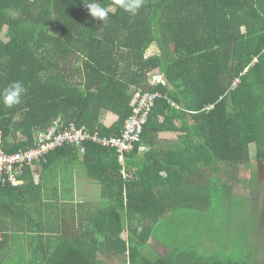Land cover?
<instances>
[{
    "label": "trees",
    "instance_id": "obj_1",
    "mask_svg": "<svg viewBox=\"0 0 264 264\" xmlns=\"http://www.w3.org/2000/svg\"><path fill=\"white\" fill-rule=\"evenodd\" d=\"M97 2L103 21L82 0H0V92L12 81L26 87L20 104L0 100L8 153L33 147L60 119L122 139L142 98L158 97L134 149L68 145L15 164L21 184L0 179V264H250L196 249L164 256L150 242L169 215L229 196L243 165L264 163V0H145L135 15ZM107 113L117 117L111 126ZM166 131L180 135L162 144ZM82 151L90 169L100 166L105 205L29 193L37 163Z\"/></svg>",
    "mask_w": 264,
    "mask_h": 264
},
{
    "label": "rangeland",
    "instance_id": "obj_2",
    "mask_svg": "<svg viewBox=\"0 0 264 264\" xmlns=\"http://www.w3.org/2000/svg\"><path fill=\"white\" fill-rule=\"evenodd\" d=\"M158 49L157 46L153 47L149 54L158 53ZM161 79L159 76L158 80ZM175 123L180 124L178 120ZM179 135L178 132L170 133L167 138L178 139ZM252 151V156L256 157L255 145H252ZM72 179L69 177L68 181ZM225 179L229 180L227 176ZM227 184L234 188L231 194V189L224 186L222 192H228L229 196L224 193L227 196H220L213 204L209 201L203 210L182 208L169 215L165 219L169 229L167 226L165 229L160 227V239L154 237L150 242L154 253L165 256L170 251L169 247L196 249L206 255L221 253L229 257L234 253L250 264H264V163L243 165ZM96 200L101 198L87 197L77 201L87 203ZM95 204L98 207L99 204L105 205V202ZM145 222L152 223L151 220ZM128 237L124 235L127 240ZM99 259L104 264H129L126 258L121 257L101 256Z\"/></svg>",
    "mask_w": 264,
    "mask_h": 264
},
{
    "label": "built area",
    "instance_id": "obj_3",
    "mask_svg": "<svg viewBox=\"0 0 264 264\" xmlns=\"http://www.w3.org/2000/svg\"><path fill=\"white\" fill-rule=\"evenodd\" d=\"M157 98V96L150 94L142 98L141 106L136 111L137 116H133L128 120L127 129L122 139L102 136L99 132H90L87 127H79L74 123L67 126L60 119L54 122V125L48 132L37 135V140L33 147L10 154L4 148L5 141L3 140V135L0 133V179H4L8 174L13 184L19 185L21 183L13 171L15 164L23 168L26 164L36 163L45 157L49 151L68 145L80 147L87 142L93 141L102 143L103 145H115L120 151L134 149L135 145L133 141L141 140L143 125L148 122L155 108ZM122 157L121 159H123Z\"/></svg>",
    "mask_w": 264,
    "mask_h": 264
},
{
    "label": "crops",
    "instance_id": "obj_4",
    "mask_svg": "<svg viewBox=\"0 0 264 264\" xmlns=\"http://www.w3.org/2000/svg\"><path fill=\"white\" fill-rule=\"evenodd\" d=\"M116 120L117 117L112 113H107L102 118V122L106 126H111ZM170 133L176 132L166 131L161 134L162 144L168 142L165 140L168 139L167 136H170ZM83 153L84 151L75 160H72L68 156H63L57 160H53L47 166L43 162L37 163L33 167L34 173L32 176L34 180L33 185L30 186L29 193L36 198L37 190L40 191V198L45 202L84 204L86 202L78 203L77 200L87 197L101 198V200L91 202L93 205H96L95 203L99 201H103V183L101 171L98 170L100 166L90 169L88 166L90 164L85 162ZM94 160L97 159L94 157ZM72 174L74 175L72 176ZM69 177H73V179L68 181Z\"/></svg>",
    "mask_w": 264,
    "mask_h": 264
},
{
    "label": "clouds",
    "instance_id": "obj_5",
    "mask_svg": "<svg viewBox=\"0 0 264 264\" xmlns=\"http://www.w3.org/2000/svg\"><path fill=\"white\" fill-rule=\"evenodd\" d=\"M85 8L92 18L103 21L107 18L108 12L97 0H82ZM120 8L125 12L135 15L144 5L145 0H117ZM26 92V87L21 81H12L0 92V100L7 107H13L21 103Z\"/></svg>",
    "mask_w": 264,
    "mask_h": 264
}]
</instances>
